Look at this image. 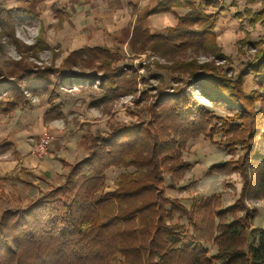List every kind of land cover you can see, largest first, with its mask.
Returning a JSON list of instances; mask_svg holds the SVG:
<instances>
[{
	"label": "trees",
	"instance_id": "trees-1",
	"mask_svg": "<svg viewBox=\"0 0 264 264\" xmlns=\"http://www.w3.org/2000/svg\"><path fill=\"white\" fill-rule=\"evenodd\" d=\"M243 1L250 5L258 0ZM261 4L258 12L244 9L249 25L264 22V0ZM181 7L180 0H156L147 16L168 12L176 25L151 34L136 18L127 42L133 56L150 52L169 62L165 69L177 74L176 85L147 96L152 101L140 107L144 116L137 121L108 124L106 132L88 136V153L79 161L56 158L66 169L58 185L23 207L2 211L0 264H264V227L251 228L256 211L247 206V201L264 199V40L251 44L259 49L253 61H247L236 78H226L213 63L198 64L192 58L199 52L222 58L214 29L224 8L216 0H193L185 2L186 12L178 15L175 9ZM51 10L59 29L68 14L54 5ZM30 17L34 14L26 9L0 8V33L20 57L0 69V115L26 110L35 99L45 102L44 122L64 120L60 94L94 81L101 89L97 105L135 93L136 72L118 66L123 59L118 50L84 46L56 64L62 51L45 42L42 25L33 44L22 42L16 36V20ZM44 50L51 53L47 65L30 61ZM155 66L164 69L157 62ZM247 75L259 78L257 89L248 95L243 90ZM195 90L231 114L220 118L206 110ZM217 133L231 159L208 172L237 173L238 198L222 208L220 196L212 194L192 200L187 208L167 196L166 188H177L176 181L190 167L182 158L187 141L201 135L212 140ZM8 151L19 157L12 144L0 145L1 153ZM110 169L119 172L114 189L107 192ZM24 171L20 168L3 181L32 186L19 177ZM175 216L186 224L174 223ZM250 234L256 235L252 242Z\"/></svg>",
	"mask_w": 264,
	"mask_h": 264
},
{
	"label": "rangeland",
	"instance_id": "rangeland-1",
	"mask_svg": "<svg viewBox=\"0 0 264 264\" xmlns=\"http://www.w3.org/2000/svg\"><path fill=\"white\" fill-rule=\"evenodd\" d=\"M52 1L49 0H0V8L12 9L21 8L30 11L34 17L23 20L17 19L15 25L16 36L25 44H33L37 36L38 28L42 25L44 29L45 42L52 48H60L62 53L56 59V64L65 57L69 50L81 44L88 46H99L100 48H108L110 50H118L123 56L118 66L122 68H132L136 72V91L134 94L121 95L111 102H105L97 105V99L101 96V89L97 83H85L84 85H73L65 89L64 93L60 94L59 102L62 105V110L65 115L64 120H52L42 122L40 113L46 108L45 102L35 100L32 102L31 108H36L34 113L26 117H18L16 122L22 119L28 120L26 129L28 134L21 138L23 143L29 144L28 153L24 156L23 165L27 166L21 177L32 183V186H26L22 183L13 181H3L0 177V215L8 207L21 206L26 204L25 200H29L28 196L36 194L37 191L45 192L48 188L54 187L60 178V170L56 167L58 162L54 161L55 157H60L68 162L79 161L88 153L89 146L85 139L87 136L94 134L96 131L106 132L108 124L129 123L137 121L138 117L144 116L139 110L142 106H147L152 100L147 96H154L157 91L169 90L175 86L174 78L177 74H171L165 68L169 62L157 58L150 52H144L132 55L128 50L124 39L123 42L109 39L111 36L106 30L91 29L83 32L84 35H93L94 38L100 40L95 42H81L77 44V38L72 33V26L69 28L56 29L53 14L48 6ZM217 6L224 8L217 18L216 23L222 18V24L225 25L227 18L234 19V26H230L232 30L227 31L224 35L227 39L220 40L222 35L217 38L216 44L220 51L217 54L220 56L204 55L202 52L193 55L195 62L198 64L213 63L217 66L221 75L226 78H236L240 68L247 62L253 61L254 54L259 49L253 48L252 43H259L264 40V22H256L249 25L246 20L244 9L250 8L252 12H258L263 9L261 0L247 5L243 0H232L227 3L216 0ZM230 2V3H229ZM227 4V5H224ZM231 4V5H230ZM227 6V7H224ZM231 8V10L228 9ZM244 6V7H243ZM64 8V6L62 7ZM215 11L216 9H212ZM228 13V14H222ZM236 12L234 16L233 13ZM73 16V15H72ZM240 19L241 21H237ZM230 21V20H229ZM215 23V24H216ZM229 27V26H228ZM232 31V34L228 32ZM215 32V29H214ZM109 37V38H108ZM240 42H246L240 44ZM248 43V44H247ZM51 53L44 50L39 53L38 58H30V61L38 66H45L50 61ZM20 57L15 51L12 43L7 37L0 33V69L6 70L10 66L12 60H19ZM155 62L164 66V69H158ZM156 75V76H154ZM160 77L162 81H159ZM181 78H187L185 75ZM145 79L147 82H142ZM259 78L253 75L245 77L243 90L248 95L252 90L257 89ZM161 82V83H160ZM264 93V89L261 90ZM201 106L206 110L211 111L216 116L224 118L231 113L226 108L208 101L200 95L199 90L193 91ZM44 111V110H43ZM37 114V115H36ZM36 115V116H35ZM17 117L13 114L10 117H0V124L8 125L9 121ZM18 126V125H17ZM49 133L52 136V141L46 153H39L36 146L39 144L43 134ZM19 137V136H18ZM20 139V137H19ZM221 134L217 133L211 140L209 136H199L187 141L182 152V158L190 164L189 169L184 172L182 178L176 181L177 188L174 190L166 188V195L171 198L178 199L185 207H189L192 200H199L208 197L212 194L218 195L221 198L222 208H226L234 204L237 200L240 188L241 179L237 173H209L208 169L224 161L231 159V155L225 148V144H219ZM55 148L59 151H55ZM26 157V158H25ZM36 163L39 168H42L46 163L48 168L43 172L41 177H37L36 172L32 173L29 170H34L30 163ZM27 170V172H26ZM66 172V169H61ZM17 169L3 172L4 175L12 176ZM119 171L110 169L106 172V190L107 192L114 189L113 180ZM63 176V175H62ZM165 184L168 186V174H164ZM62 182V181H61ZM14 183V185H13ZM42 187V191L40 190ZM41 196V194L39 195ZM33 201V200H30ZM247 206L250 210H255V218L250 222L251 228L264 227V199L257 201H247ZM177 224H186L184 218L175 216L172 220ZM191 233V230L188 228ZM256 235L250 234L249 242L255 240ZM213 250V249H212ZM211 250V252H212ZM116 264V263H112Z\"/></svg>",
	"mask_w": 264,
	"mask_h": 264
},
{
	"label": "crops",
	"instance_id": "crops-1",
	"mask_svg": "<svg viewBox=\"0 0 264 264\" xmlns=\"http://www.w3.org/2000/svg\"><path fill=\"white\" fill-rule=\"evenodd\" d=\"M187 1L192 2L193 0H180L183 7L179 9H175V12L178 15H183L186 12L185 2ZM227 1H232V0H221V2L223 3H227ZM53 5L57 9L64 11L68 14L67 18L62 22L61 28L62 27L63 29L65 28L66 31L67 27L69 28L70 26H72V33L77 38L76 40L77 44L81 42L90 43L100 40L99 38H94L93 35L83 34V32L85 31L98 28V29L106 30L107 35L109 34L111 36L110 38L109 37L108 38L113 40L114 43L115 40L123 42L124 39L127 45V42L131 34V25L134 24L136 18L141 19L142 27L144 29H147L151 34H162L166 28L173 27L177 23L175 16L168 12H162L147 16L148 12L154 9L156 5V0H53V2L48 5L50 6V10ZM63 6L64 8H62ZM228 9L231 10L229 6ZM223 13L224 12H222V14ZM231 13H233L232 15L234 16L236 12H231ZM224 14H228V13H224ZM221 19L222 18H220L219 22L215 24V34L216 35L218 34L217 38L222 35L220 40L224 41V39L225 40L227 39V36L224 34L227 31H229V29L232 30L230 26H234L233 23L236 21H234L233 18L228 17L225 22L226 25L225 27L224 24H222L223 22ZM53 20L57 21L54 14H53ZM237 21L239 22L241 20L238 19ZM229 33L232 34V31L228 32L227 34ZM84 46L99 47V46H88L87 44H81L69 50V52L80 49ZM69 52H67L65 56ZM35 110L37 109L34 108V110L29 109L23 111H16L14 114L17 117L9 121V123H7L8 125H5V123L0 124V145L10 143L13 145L14 150L19 154V157L15 158L14 154L11 153V151L2 152V153L0 152V177H2L1 179L7 176L4 174L2 176L3 172L7 173V171H11L15 169H17L18 171L20 168L28 169V167L23 165L22 163L24 162V156H26V154L28 153L27 151L30 146L29 144L23 143L21 141V138L25 137L28 134L27 132L28 130L26 129L28 120L26 121L25 119H22L20 122L17 123L16 119L20 116L26 117L29 114L34 113ZM43 110H45V108ZM43 110L40 113V119L42 122H43V113H44ZM0 117H4V116L0 115ZM18 136L20 137V139ZM55 151L58 152L59 150L55 148ZM56 158H60V157H55L54 161L58 162V164H56V167L59 168L61 176L59 178V181L57 183H54V185H58L62 181L63 179L62 175L65 173L62 172L61 170L63 169L62 165L58 160H56ZM30 165L33 166L34 170L33 171L29 170V172L32 173L36 172L37 174L35 175H37V177H41L43 172L48 169L46 168L47 167L46 163L43 165L42 168H39L36 163L33 164V161L32 163H30ZM40 190L42 191V187ZM40 194L41 193L37 191L36 194H31V196H28L29 200H25L24 202L28 203L30 202V200L34 201L39 197Z\"/></svg>",
	"mask_w": 264,
	"mask_h": 264
},
{
	"label": "built area",
	"instance_id": "built-area-1",
	"mask_svg": "<svg viewBox=\"0 0 264 264\" xmlns=\"http://www.w3.org/2000/svg\"><path fill=\"white\" fill-rule=\"evenodd\" d=\"M35 99H33V102ZM52 141V136L49 133H45L41 136L39 144L36 146V150L39 153H46L48 150V147Z\"/></svg>",
	"mask_w": 264,
	"mask_h": 264
}]
</instances>
